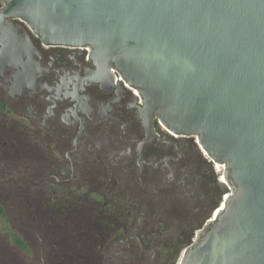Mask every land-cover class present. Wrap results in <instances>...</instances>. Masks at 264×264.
Listing matches in <instances>:
<instances>
[{
  "label": "flooded vegetation",
  "instance_id": "1",
  "mask_svg": "<svg viewBox=\"0 0 264 264\" xmlns=\"http://www.w3.org/2000/svg\"><path fill=\"white\" fill-rule=\"evenodd\" d=\"M3 8L0 264H177L216 220L226 167L145 121L88 46L45 44Z\"/></svg>",
  "mask_w": 264,
  "mask_h": 264
},
{
  "label": "water",
  "instance_id": "2",
  "mask_svg": "<svg viewBox=\"0 0 264 264\" xmlns=\"http://www.w3.org/2000/svg\"><path fill=\"white\" fill-rule=\"evenodd\" d=\"M0 1L45 44L88 46L145 121L225 165L224 208L180 264H264V0Z\"/></svg>",
  "mask_w": 264,
  "mask_h": 264
},
{
  "label": "built area",
  "instance_id": "3",
  "mask_svg": "<svg viewBox=\"0 0 264 264\" xmlns=\"http://www.w3.org/2000/svg\"><path fill=\"white\" fill-rule=\"evenodd\" d=\"M110 71L114 74V78H115V79H117V80H119L120 82H122V83L124 84V86H126V87H128V88H131V86H129V85L126 84V82H125L124 79L122 78L121 73H120L115 67L111 66V67H110ZM132 90L134 91V93H135L136 96L138 97L140 103H142V100H141V97L139 96L138 90H137V89H134V88H132ZM157 121H158V123H159L162 127H164V126L162 125V123L159 121L158 118H157ZM219 165L222 166L223 168H225V165H224V164H219ZM223 176H224V178H225V173L223 174ZM225 182H226V180H225ZM226 184H227V182H226ZM225 198H226V197H224V196L222 197V202H221V204H220V207L215 211V213H214V217H216V215L218 214V212H219L220 209L222 208V206H223V204H224V200H225ZM223 208H224V207H223ZM223 208H222V209H223ZM222 209H221V210H222ZM180 260H181V257H180V259H179V261H178L177 264H180Z\"/></svg>",
  "mask_w": 264,
  "mask_h": 264
},
{
  "label": "bare ground",
  "instance_id": "4",
  "mask_svg": "<svg viewBox=\"0 0 264 264\" xmlns=\"http://www.w3.org/2000/svg\"><path fill=\"white\" fill-rule=\"evenodd\" d=\"M223 207H224V204H223L222 208H223ZM222 208H221V209H222ZM221 209H220V210H221Z\"/></svg>",
  "mask_w": 264,
  "mask_h": 264
}]
</instances>
